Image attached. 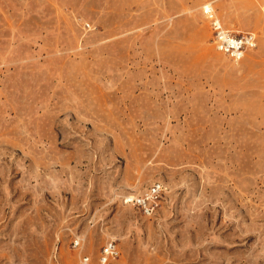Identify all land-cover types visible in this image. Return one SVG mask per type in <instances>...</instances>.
<instances>
[{
    "label": "rangeland",
    "instance_id": "obj_1",
    "mask_svg": "<svg viewBox=\"0 0 264 264\" xmlns=\"http://www.w3.org/2000/svg\"><path fill=\"white\" fill-rule=\"evenodd\" d=\"M207 5L256 48L218 52ZM262 9L0 0V264H264Z\"/></svg>",
    "mask_w": 264,
    "mask_h": 264
},
{
    "label": "built area",
    "instance_id": "obj_2",
    "mask_svg": "<svg viewBox=\"0 0 264 264\" xmlns=\"http://www.w3.org/2000/svg\"><path fill=\"white\" fill-rule=\"evenodd\" d=\"M203 13L209 20L212 30V43L215 49L227 56L231 60L242 58L245 53L256 48V37L251 32L234 33L224 29L219 20L214 16L211 7H204ZM162 187L159 183L151 185L142 195L126 196L123 201L126 204H132L143 214L148 215L153 212L157 206ZM82 240L79 236L72 239V248L81 247ZM119 249L114 241H107L99 250L95 263L88 256L83 255L76 264H115L119 257Z\"/></svg>",
    "mask_w": 264,
    "mask_h": 264
},
{
    "label": "crops",
    "instance_id": "obj_3",
    "mask_svg": "<svg viewBox=\"0 0 264 264\" xmlns=\"http://www.w3.org/2000/svg\"><path fill=\"white\" fill-rule=\"evenodd\" d=\"M208 6V5H207ZM262 11L264 12V9H262ZM263 17V16H262ZM262 19H264V18H262Z\"/></svg>",
    "mask_w": 264,
    "mask_h": 264
},
{
    "label": "bare ground",
    "instance_id": "obj_4",
    "mask_svg": "<svg viewBox=\"0 0 264 264\" xmlns=\"http://www.w3.org/2000/svg\"><path fill=\"white\" fill-rule=\"evenodd\" d=\"M206 7V6H205ZM208 7V6H207Z\"/></svg>",
    "mask_w": 264,
    "mask_h": 264
}]
</instances>
